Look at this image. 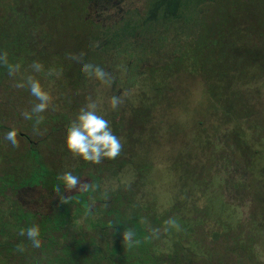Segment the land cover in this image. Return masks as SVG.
Wrapping results in <instances>:
<instances>
[{
  "label": "trees",
  "instance_id": "obj_1",
  "mask_svg": "<svg viewBox=\"0 0 264 264\" xmlns=\"http://www.w3.org/2000/svg\"><path fill=\"white\" fill-rule=\"evenodd\" d=\"M218 1L206 0L193 25L171 21L170 28L60 31L34 21L11 28L2 8L0 53L21 67L9 76L0 64V264H264V126L256 121L264 111V11L246 0ZM81 52L83 62L111 74V85L69 58ZM36 61L43 71L30 67ZM28 75L53 97L55 107L41 114L42 135L33 131L35 117L21 116L38 103L27 86H14ZM113 95L124 100L117 110ZM88 97L123 144L120 156L100 164L73 158L65 144ZM13 128L18 148L4 139ZM227 134L246 176L240 204L227 199L219 175L226 148L218 138ZM162 157L194 159L174 166L163 202L148 177L151 161ZM65 172L88 190H65L57 180ZM57 184L67 204L53 191ZM29 191L38 193V208L23 200ZM33 225L40 248L19 235ZM125 229L139 245L127 247Z\"/></svg>",
  "mask_w": 264,
  "mask_h": 264
},
{
  "label": "rangeland",
  "instance_id": "obj_2",
  "mask_svg": "<svg viewBox=\"0 0 264 264\" xmlns=\"http://www.w3.org/2000/svg\"><path fill=\"white\" fill-rule=\"evenodd\" d=\"M205 1L0 0V15L3 12L2 8H5V17L9 19V24H14L11 28L30 25L32 21L38 25L49 22L60 28V31L66 28H99V26L100 28H170L171 21L193 25L200 18V8ZM237 2V0L218 1L220 6L231 7ZM246 3L247 6L264 11V0H246ZM172 18L174 20H171ZM260 113L262 116L256 118V121L260 126H264V111ZM230 141L229 134L218 138V143L226 148V152L219 155V175L224 182L227 199L237 202L238 187L245 181L246 176L241 163L234 157V147ZM193 161V157L189 160L186 157H177L174 160L162 157L151 161V170L148 174L150 185L159 194L162 202L168 198L167 195L174 186V166L180 171L187 166V163ZM23 198L25 203L33 208H38L37 206L41 204L37 203L38 193L35 191L26 192ZM249 199L245 197L243 202L246 212ZM238 200L241 202L240 197Z\"/></svg>",
  "mask_w": 264,
  "mask_h": 264
},
{
  "label": "clouds",
  "instance_id": "obj_3",
  "mask_svg": "<svg viewBox=\"0 0 264 264\" xmlns=\"http://www.w3.org/2000/svg\"><path fill=\"white\" fill-rule=\"evenodd\" d=\"M86 54L81 52L78 55H70V59L80 62L82 67L81 71L89 78L100 81L102 84L111 85L112 76L104 68L94 65L92 63L83 62V57ZM7 52L0 53V64H3L8 69L9 76H15L20 70L19 64H9ZM30 67L35 72L43 71V64L36 61L33 62ZM48 75H52L53 72L50 70ZM17 88L28 87L30 94L38 101L35 103L31 111H23L21 116L25 120H33L35 117V123L33 131L36 134L42 135L39 132L38 126L43 123L44 116L41 115L47 111L50 107L54 108L53 97L49 91L45 90L41 85L40 81L32 75H28L24 82L17 83L14 85ZM88 103L79 109L75 119H73L67 128V135L65 144L67 150L71 153L73 158H80L86 162L92 164H100L104 159H116L120 156L123 150V144L120 139L113 133L110 122L104 118V116L98 114L99 105L96 101L88 97ZM124 103L122 96L113 95L110 98L109 104L112 110H117L120 105ZM46 131V130H45ZM18 131L13 128L8 131L4 139L8 141L13 147L18 148L20 146L19 140L17 139ZM57 180L63 184L65 190L71 192L75 191H86L90 187L87 183L82 182L80 177L75 176L72 172H65L57 176ZM53 191L60 196V203L67 204L70 197H65L60 194V184H57ZM167 225L172 227H179L174 220H168L165 222ZM153 236H156L159 232L158 229H153ZM21 236H27V239L31 241L34 248L41 247L40 229L38 225L29 227L26 231L22 229L19 233ZM135 232L131 229H125L122 233V239L131 248L139 245L140 240L135 239ZM150 237H146L148 239ZM18 251H24V247L18 245Z\"/></svg>",
  "mask_w": 264,
  "mask_h": 264
}]
</instances>
